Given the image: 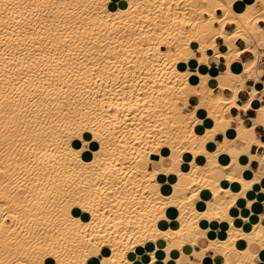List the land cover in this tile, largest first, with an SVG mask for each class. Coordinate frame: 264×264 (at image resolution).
I'll return each instance as SVG.
<instances>
[{
    "label": "bare ground",
    "instance_id": "1",
    "mask_svg": "<svg viewBox=\"0 0 264 264\" xmlns=\"http://www.w3.org/2000/svg\"><path fill=\"white\" fill-rule=\"evenodd\" d=\"M260 22L264 0H0V264H155L160 241L168 264L173 240L194 252L202 238L203 260L218 251L232 264L236 252V264H254L264 200L246 197L264 167L244 177L237 157L264 140L229 110L254 106L264 126ZM237 39L254 54L239 73ZM218 58L229 96L199 69ZM213 222L227 225L222 239L195 234Z\"/></svg>",
    "mask_w": 264,
    "mask_h": 264
},
{
    "label": "crops",
    "instance_id": "2",
    "mask_svg": "<svg viewBox=\"0 0 264 264\" xmlns=\"http://www.w3.org/2000/svg\"><path fill=\"white\" fill-rule=\"evenodd\" d=\"M258 25L260 27L264 28V22H260ZM232 28L233 27L230 26L229 31L232 30ZM216 42L218 44L223 43L222 39H219V38L216 40ZM235 44L242 51L244 50V48L246 46L245 43L240 39H237ZM257 52L259 54L257 57L258 59H256V63H258V64H256V71H257V74H258L260 81L264 82V47H259ZM253 60H254V54L252 52L243 51V53H241L240 56L233 61V70L235 72L239 73L241 71V63L250 62ZM224 63L225 62H224L223 58H218L217 60H211V63H210L211 65L200 66L199 69L201 68V72L203 74L209 73L208 75H210L212 78L215 79V81H213V83H212V89L214 92H218L219 88L221 86V87H224L223 93L229 96V95H231V92L228 89L229 81L226 78L221 77L219 75L220 73H222L224 71L223 70ZM189 66H190V68L197 67V65L194 61H190ZM181 68L184 69V68H186V66L181 65ZM220 78H221V80H220ZM245 87H243L242 89L238 88V92L236 93V97L242 103L249 101V98H250L249 85L246 84ZM257 87H258V90L256 92V99L259 102V104H261V102H264V98H261V95H264V87H262V83H260V82L258 83ZM189 103H190V109H192L195 105L198 104V100L195 97H190ZM229 115L232 117L240 116L243 120V124L248 128H252L253 133L256 137L264 140V126L259 125V124L254 125V121H256V119H257V113H256L254 106H251L246 111H240L235 107H231L229 110ZM235 125H236V123L232 122V130H234L233 128ZM228 135L230 137H232L233 132L228 133ZM213 140L216 142H223L224 141V134L221 132H216ZM208 145L211 147L213 146L212 143H208ZM232 155H236V151H233ZM237 159H238V164L240 166L241 172H242L244 177H247V178L256 177V171H258V170L262 169V167H264V166H262V161H264V147L260 146V147L256 148L254 154L253 153L252 154H240V155H238ZM155 165H156V163H155ZM182 168L186 169L187 163H183ZM157 181H159L160 183H166V182L171 183L173 181V177L171 175H167V176L159 175L157 177ZM228 186H230V185H228ZM247 199L251 200V201L253 199L254 200L255 199L264 200V184H261L260 186H256L255 188L249 190L247 192ZM247 214H248V211L245 210L244 208H242L241 211H239V212H234L235 217L238 218L235 220V223L240 224L241 221L239 220V216L246 217ZM260 214L264 215V208L261 209ZM7 221H9V220H7ZM203 224L195 231V234L197 236L201 237L203 235L204 230L206 231L207 227H211L213 230H215V233L217 232L216 236L218 238L222 239L225 236L224 235V233H225L224 229H226V227H227V225L225 223H220V224L216 223L215 224V222H213L210 224H204V225ZM220 229L221 230L223 229L224 231L223 230L221 231ZM245 229L249 230L250 225H246ZM159 243H161L162 245L164 244L163 245L164 247L163 246L161 247V245L158 246L159 249L156 252L157 261L155 262V264H165L163 261L164 256H165V252L163 251V249L166 247V243L163 241L162 242L160 241ZM200 243H198L194 246V249H195L194 252H189L190 251L189 247H183L177 240H173V242L171 243V248H172L171 260L168 262V264H174V259L177 257H182L181 259H182V261H184V263H186L187 261H192L195 264H200V263H202V264H218L216 262V260L219 257L218 251L206 250L204 252L205 258L203 260L202 255H201L202 254L201 250H203L207 247L208 240L205 238H202ZM181 249H183V250H181ZM148 251H149V249H144L145 253H147ZM180 251H182V252L188 251V255L181 256L184 253H182ZM250 251L252 253L256 254L254 257V264H260L261 253L264 252V249H260L258 243L253 241L250 243ZM174 253H175V255H174ZM176 253H177V255H176ZM228 259L232 264H236L240 259V255L236 252L230 253L228 256Z\"/></svg>",
    "mask_w": 264,
    "mask_h": 264
},
{
    "label": "snow or ice",
    "instance_id": "3",
    "mask_svg": "<svg viewBox=\"0 0 264 264\" xmlns=\"http://www.w3.org/2000/svg\"><path fill=\"white\" fill-rule=\"evenodd\" d=\"M249 2H251V0H249ZM103 256H107L108 253L105 252L102 254ZM129 260L130 262H132V264H134V262L132 261V257H129ZM47 264H53V261L52 260H49L47 262ZM87 264H105V261H103L102 259L100 258H96V259H93L91 261H88ZM110 264V262H109ZM260 264H264V252L261 253V260H260Z\"/></svg>",
    "mask_w": 264,
    "mask_h": 264
},
{
    "label": "rangeland",
    "instance_id": "4",
    "mask_svg": "<svg viewBox=\"0 0 264 264\" xmlns=\"http://www.w3.org/2000/svg\"><path fill=\"white\" fill-rule=\"evenodd\" d=\"M255 16H256V15H255ZM229 28H230V26L227 27L228 30H229ZM212 83H213V80H210V81H209V84H212ZM190 112H191V110L187 111V113H190ZM207 126H208V127L206 128V130H215V129H216V127H211V124H208ZM210 128H211V129H210ZM246 198H247V197H246ZM247 200H248V199H247ZM249 201H250V200H249ZM8 219H10V218H8ZM10 221H11V220H9V222H10ZM86 250H88V248H87ZM85 252H87V251H85ZM87 254H88V253H87ZM14 259H15V258H14ZM11 261H13V259H12ZM11 261H10V262H11ZM16 261H17V262H16ZM88 261H89V258H88ZM13 263H14V264H17V263L21 264L20 261H18V260H16V259H15V262L13 261ZM86 263H87V262H86ZM11 264H12V263H11Z\"/></svg>",
    "mask_w": 264,
    "mask_h": 264
}]
</instances>
